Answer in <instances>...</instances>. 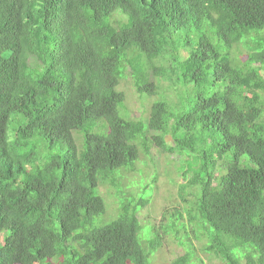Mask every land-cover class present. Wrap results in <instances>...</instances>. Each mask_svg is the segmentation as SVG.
<instances>
[{
    "label": "trees",
    "instance_id": "16d2710c",
    "mask_svg": "<svg viewBox=\"0 0 264 264\" xmlns=\"http://www.w3.org/2000/svg\"><path fill=\"white\" fill-rule=\"evenodd\" d=\"M128 70L141 97L163 94L147 121L119 113ZM263 114L264 0H0V264H150L161 236L139 241L147 200L94 226L99 186L121 193L117 171L150 145L196 154L179 188L204 250L264 264Z\"/></svg>",
    "mask_w": 264,
    "mask_h": 264
},
{
    "label": "rangeland",
    "instance_id": "374dc122",
    "mask_svg": "<svg viewBox=\"0 0 264 264\" xmlns=\"http://www.w3.org/2000/svg\"><path fill=\"white\" fill-rule=\"evenodd\" d=\"M187 38V32L184 29L179 30L177 40L180 44ZM247 53L245 43L237 45L233 51L239 64L245 61ZM160 88L159 92L165 91L168 98L176 101L177 90L168 81H162ZM119 90L126 95L125 109L119 108V113L125 120L147 121L152 103L163 97L161 93L154 96L144 94L141 97L135 91L129 70L120 81ZM186 91V88L181 90L183 94ZM190 95L194 96V93ZM167 141H171V138L168 137ZM138 147L140 155L133 167L117 171L120 183L118 189L122 192H117L116 187L109 182H103L99 186L105 203V213L95 218L94 226L101 227L115 220L120 214V205L131 203L132 196L143 198L148 201L145 206H136L141 226L139 241L146 248L155 234L161 236V245L149 256L150 264H171L175 258L188 251L193 253L196 264L199 261L204 264H222L220 258L204 250L208 238L205 232L199 231L197 219L191 222L186 214L192 208L193 197L190 194H180L179 186L185 183L182 170H192L195 167L196 154L186 149L182 151V156L176 152L165 153L154 145H150L149 152L145 153ZM179 214L183 217L180 218ZM242 264H246L244 260Z\"/></svg>",
    "mask_w": 264,
    "mask_h": 264
}]
</instances>
